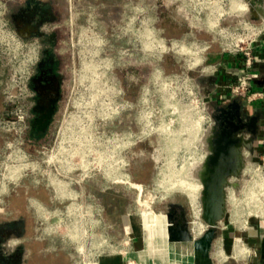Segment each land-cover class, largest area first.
I'll list each match as a JSON object with an SVG mask.
<instances>
[{
  "label": "rangeland",
  "instance_id": "374dc122",
  "mask_svg": "<svg viewBox=\"0 0 264 264\" xmlns=\"http://www.w3.org/2000/svg\"><path fill=\"white\" fill-rule=\"evenodd\" d=\"M72 1L74 7L75 0ZM104 5L107 6V13L105 10H98ZM138 8V0H85L81 9L83 14L80 16L85 25V29L81 30V61L73 75L69 91L81 96V132L86 141L89 135L93 136L92 148L95 147L97 156L107 146L105 136L108 103L112 101L114 107L124 102L135 104L131 115H113L117 116L114 124L121 125L118 132L134 135L135 138L137 134L139 137L143 135V141L130 146L128 150V204L126 208H121V189L118 185L114 187L112 197L101 193V204H112L107 206L102 216L107 223H111L113 234L118 239L125 236L123 217L125 220L128 216L136 217L141 224L144 243L142 259H147L149 264H164L166 260L161 261L158 255L153 256L149 252L154 249V237L150 229L143 233L142 216L152 228L153 225L148 221L150 217L167 216L169 208L178 204L186 209L191 226L192 211L201 208V189H196L192 201L182 186L186 183L201 184L198 172L205 153L204 136L209 125L207 117L213 111L211 102L203 101L207 88L213 84V78L209 74H201L199 67L190 70L181 54L158 51L152 43L160 40L163 44L168 43L169 39L182 37L194 41H214L213 48L206 54L209 64L217 62L222 54L215 42L217 37L190 33L186 35L189 28L178 16L175 5L165 4L154 8L152 2L147 3L145 9V27L150 31L144 37V48L140 47ZM78 16L73 11L69 18L70 24L72 21L75 23ZM173 17L178 21L175 22ZM171 25L178 26L182 32L178 35L172 34L168 30ZM108 42L112 45L111 52L107 49ZM90 47L92 48L89 52ZM212 58L214 60L210 61ZM186 78L195 91V95L191 97L185 91ZM15 90L18 92L19 88ZM140 94L144 96L143 119L140 107L136 109ZM87 95L94 98L89 99ZM204 103L208 112L206 115L200 113ZM121 118L122 123H118ZM6 135L7 132L0 130L1 162L6 160L9 152L5 142ZM263 145L264 137L257 145L255 155L246 157L244 172L236 180L238 186L230 188L228 212L222 220L224 228L218 230L215 257L221 250L223 239L227 238L226 245L229 250L234 249L233 253L235 251L234 255L239 259V264L248 262L253 254L255 261L262 263L259 241L263 232L258 237H253L252 233L255 231L252 228L256 225L264 226ZM201 221L205 224L202 217ZM169 253L172 256L168 260L173 264L176 258L173 252ZM225 256H229L227 252ZM217 259L221 261L222 258L217 256Z\"/></svg>",
  "mask_w": 264,
  "mask_h": 264
},
{
  "label": "flooded vegetation",
  "instance_id": "af4514ba",
  "mask_svg": "<svg viewBox=\"0 0 264 264\" xmlns=\"http://www.w3.org/2000/svg\"><path fill=\"white\" fill-rule=\"evenodd\" d=\"M1 2L13 32L33 53L25 92L3 113L12 133L7 137L10 144L8 166L0 167V264H22L26 247L32 243L39 245L41 253H54L55 246L59 248L57 241L50 243L44 237L38 211L39 208L63 209L65 205L60 194L65 185L79 190L78 180L82 170L89 169V190L100 203L102 194L112 197L114 186L107 180L110 161L97 156L95 147L91 149L89 146L92 144L82 135L81 96L69 91L81 61V30L85 29V25L80 16L85 0H75L74 7L72 0ZM106 8L104 5L98 10L107 13ZM73 11L79 16L75 23L72 21L70 24ZM230 103L213 107L212 124L204 138L205 153L201 167L210 155L231 159L236 148L242 144L241 176L246 157L254 156L257 145L262 142L264 107L247 104L244 100L226 107ZM219 107L225 109L217 111ZM108 134L110 137L115 135L110 129ZM250 140L253 141L252 151H248L243 144ZM6 169L9 172H4ZM239 177L229 178L227 207L230 188L238 186L236 180ZM120 198L121 208H126L128 197L124 187L121 188ZM101 205L106 210L112 204ZM168 214L175 221L183 216L188 220L182 205H172ZM163 217L168 236L167 216ZM202 224L203 230L195 233L192 218L191 232L194 237L205 231L206 226ZM173 244L167 242L168 251L182 253L194 264L191 246L186 245L191 249L187 254Z\"/></svg>",
  "mask_w": 264,
  "mask_h": 264
},
{
  "label": "built area",
  "instance_id": "2783aa9c",
  "mask_svg": "<svg viewBox=\"0 0 264 264\" xmlns=\"http://www.w3.org/2000/svg\"><path fill=\"white\" fill-rule=\"evenodd\" d=\"M149 2L154 4V8L165 4L175 5L178 16L189 28L186 35L190 33L217 37L215 42L222 56L217 62L211 64L208 63L206 54L213 48L214 41H194L182 37L169 39L168 43L162 44L160 40L152 43L158 51H174L184 56L182 60L190 70L199 67L201 74H209L217 78L213 92L205 95L203 102H211L215 107L244 100L247 104H260L264 107V83H258L259 80L255 74V70L264 57V0L262 4H256L263 8V13H257V16L250 0H138L140 12L138 41L142 48L145 45L144 37L150 31L145 27V9ZM173 20L178 21L176 18ZM108 44L107 49L111 52L112 45L110 42ZM32 55L33 53L26 48L10 27L0 0V130L7 132L6 139L12 130L4 120L5 109L24 94ZM109 57H112V54H109ZM187 82L186 78L185 91L191 97L195 95V91ZM17 87L18 92L15 90ZM87 98H94V96L87 95ZM108 104L106 117L108 126L105 136L107 146L105 150L100 151L99 157L107 158L111 163L107 180L116 184V186L113 185L114 187L119 185L120 189L124 187L128 190L130 184L128 150L130 146L142 142L143 135L139 137L137 134L135 138L134 135L118 132L121 125L114 124V119L117 118V116L113 117L114 114L131 115L135 104L124 102L116 107L113 106L112 101ZM143 105L144 96L140 94V102L137 103L136 109L140 107L142 119ZM200 113L208 114L205 103ZM207 118L209 125L206 132L211 127L212 114ZM118 123H122V118ZM109 129L115 135L110 137ZM92 137L89 135L87 141L93 144L89 146L91 149L94 146ZM5 142L10 151L8 140ZM8 161L9 154L6 160L0 161V167H7ZM4 172L7 173L9 170L6 169ZM89 174V169L82 170L78 180L79 190H73L65 185L64 191L60 194L61 199L64 200L63 209L54 211L39 208L44 237L50 243L58 242L59 248L55 246L54 251H64L65 248L69 250L72 264H101L103 257L112 255L123 258L125 264H138L132 257L135 237L126 230H124L123 238L118 239L113 234L111 223L103 219V206L89 190L88 184L91 181Z\"/></svg>",
  "mask_w": 264,
  "mask_h": 264
},
{
  "label": "water",
  "instance_id": "95a60500",
  "mask_svg": "<svg viewBox=\"0 0 264 264\" xmlns=\"http://www.w3.org/2000/svg\"><path fill=\"white\" fill-rule=\"evenodd\" d=\"M254 6V13H263V8L256 4H262V0H250ZM264 83L261 81L260 84ZM236 104L232 102L226 107ZM224 107L217 108V111L224 110ZM244 147L248 151L253 149V141L244 142ZM242 147L239 145L231 159H226L221 156L210 155L204 165L198 172L201 190V217L205 222L207 229L199 236L194 237L191 232L190 222L185 216L180 220H173L170 214H167L168 221V241L175 244H191L193 249L194 264H215L211 251L214 241L218 235V226L225 219L227 207V192L226 188L230 185V177H239L243 163ZM213 152V149H210ZM260 257L264 260V235L260 237Z\"/></svg>",
  "mask_w": 264,
  "mask_h": 264
},
{
  "label": "crops",
  "instance_id": "0c3cea01",
  "mask_svg": "<svg viewBox=\"0 0 264 264\" xmlns=\"http://www.w3.org/2000/svg\"><path fill=\"white\" fill-rule=\"evenodd\" d=\"M264 55V54H263ZM255 74L258 77V83L261 81H264V57L263 60L259 63L258 68L255 70ZM213 84L214 86L210 85L207 89L206 94L209 95L211 92H213V89L215 87V84L217 82L216 77H212ZM261 79V80H260ZM223 223H219V229H223ZM252 230L255 231V233H252L253 237H258L261 232H263L264 235V226H259L256 225L252 228ZM261 235L260 237H262ZM218 237L216 238L214 244H213V250H212V259L215 264H239V259H236L237 257L234 255L236 254L235 251L233 253V250L228 249L227 244V238L223 239L222 245H221V250L218 251L217 256H221V261L217 259V256L215 257L214 254V248H215V243L217 241ZM219 241V240H218ZM41 247V246H40ZM27 250L25 251V254L23 255V263L22 264H72V257L71 253L69 250L65 248L64 251H58V252H49V253H41L39 248V245L36 244H31L28 245ZM144 249V243H142V238H135L134 239V252L132 253V257L135 259V261L138 264H149L147 263V259L144 260L141 257V251ZM229 256H225V253ZM260 261L262 262L261 264H264V260L261 259ZM223 262V263H222ZM101 264H125V261L123 258H121L118 255H112V256H106L101 259ZM244 264H258L255 261V255H251L249 257L248 262H245Z\"/></svg>",
  "mask_w": 264,
  "mask_h": 264
},
{
  "label": "bare ground",
  "instance_id": "6f19581e",
  "mask_svg": "<svg viewBox=\"0 0 264 264\" xmlns=\"http://www.w3.org/2000/svg\"><path fill=\"white\" fill-rule=\"evenodd\" d=\"M94 66V65H93ZM184 190L187 192V194L192 198V201H194L195 197V191L196 189H201V184L194 185L192 183H186L182 186ZM192 206V205H191ZM260 209V208H259ZM193 216V225L192 228L195 233H200L203 230V224L201 222V208L198 207L196 210L192 211ZM148 220V219H147ZM150 224L153 225L152 228H150L149 224L146 223V218L142 216V227H143V233L147 231V229H150L152 236L154 237V243L152 247L154 248L153 251L150 250L151 254L153 256H159L161 261H165L164 264H171L169 262V257L172 256L168 251L167 242L169 244H172L168 241V236H166V232L164 230L165 228V219L164 217H150L148 220ZM149 227V228H148ZM178 245L182 248L184 252L187 254L191 250L188 246H191V244H173ZM193 250V249H192ZM243 251V250H242ZM174 257L176 258L175 263L173 264H192L191 260L187 259L184 254L180 253H174Z\"/></svg>",
  "mask_w": 264,
  "mask_h": 264
},
{
  "label": "trees",
  "instance_id": "16d2710c",
  "mask_svg": "<svg viewBox=\"0 0 264 264\" xmlns=\"http://www.w3.org/2000/svg\"><path fill=\"white\" fill-rule=\"evenodd\" d=\"M168 30L174 35H178L182 32V29L176 25H171ZM213 60V58L210 59V61ZM123 229L126 230L129 234L133 235L135 238L142 237L141 224L139 223L138 219L134 216H128L126 220L123 217Z\"/></svg>",
  "mask_w": 264,
  "mask_h": 264
}]
</instances>
